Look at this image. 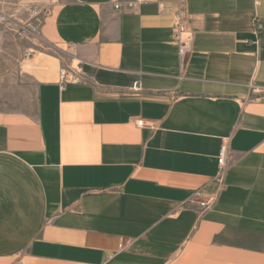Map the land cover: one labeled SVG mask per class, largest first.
<instances>
[{"label":"crops","instance_id":"0c3cea01","mask_svg":"<svg viewBox=\"0 0 264 264\" xmlns=\"http://www.w3.org/2000/svg\"><path fill=\"white\" fill-rule=\"evenodd\" d=\"M51 32L0 103V264H264V0H62Z\"/></svg>","mask_w":264,"mask_h":264},{"label":"rangeland","instance_id":"374dc122","mask_svg":"<svg viewBox=\"0 0 264 264\" xmlns=\"http://www.w3.org/2000/svg\"><path fill=\"white\" fill-rule=\"evenodd\" d=\"M61 3L62 0H0V103L6 107L15 104L8 98L15 100L17 86L26 76L34 70L43 72L44 65L51 67L44 62L47 55L59 57V52L65 50L51 32L52 17Z\"/></svg>","mask_w":264,"mask_h":264},{"label":"built area","instance_id":"2783aa9c","mask_svg":"<svg viewBox=\"0 0 264 264\" xmlns=\"http://www.w3.org/2000/svg\"><path fill=\"white\" fill-rule=\"evenodd\" d=\"M121 6H117L119 9ZM128 8H133V4H129ZM175 39L178 48V52L181 60L190 53L191 46L193 43V31L190 27L188 17L186 15L184 5L182 2L178 3V14L175 16ZM31 54L27 52V57L31 58ZM58 83L60 86H65L67 84H87V77L83 72V63L77 61L76 64L73 63L70 66L60 69L58 74ZM138 128L144 127L143 121H138L135 123ZM228 157L229 150L228 146L225 145L221 148L220 154L218 156V174L215 178V183L222 186L224 184L225 175L228 169ZM216 202V198L213 196L206 195L203 190L196 191L189 203L197 205L201 210H208Z\"/></svg>","mask_w":264,"mask_h":264},{"label":"bare ground","instance_id":"6f19581e","mask_svg":"<svg viewBox=\"0 0 264 264\" xmlns=\"http://www.w3.org/2000/svg\"><path fill=\"white\" fill-rule=\"evenodd\" d=\"M44 66H45V67H43V68H44V71L47 70V69H50V68H48L46 65H44Z\"/></svg>","mask_w":264,"mask_h":264}]
</instances>
